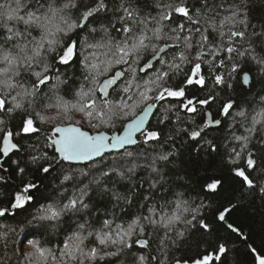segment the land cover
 I'll return each instance as SVG.
<instances>
[{
  "label": "snow or ice",
  "instance_id": "1",
  "mask_svg": "<svg viewBox=\"0 0 264 264\" xmlns=\"http://www.w3.org/2000/svg\"><path fill=\"white\" fill-rule=\"evenodd\" d=\"M85 49L83 79L68 89L61 66L72 67ZM254 82L261 87L250 102L233 98L237 86L251 91ZM189 87L208 93L188 98ZM202 110L195 127L181 115ZM213 130L220 135L209 138ZM185 150L194 164L207 158L213 167L220 158L210 182L196 181L203 193L223 187L226 169L243 192L264 199V19H252L249 0L0 2V169L8 172L3 158L15 155L20 180L0 217L35 206L37 180L66 164L59 185L73 194L21 223L43 235L75 218L63 241L31 239L27 251L15 227L0 225V264H223L226 244L202 238L212 231L209 205L175 190L190 180L175 170ZM234 207L218 210L216 220ZM193 244L191 255L173 256ZM249 248L254 264H264Z\"/></svg>",
  "mask_w": 264,
  "mask_h": 264
},
{
  "label": "trees",
  "instance_id": "2",
  "mask_svg": "<svg viewBox=\"0 0 264 264\" xmlns=\"http://www.w3.org/2000/svg\"><path fill=\"white\" fill-rule=\"evenodd\" d=\"M0 2H2V0H0ZM90 2L91 0H83V3ZM249 5L250 15L254 21L264 19V0H249ZM72 38L75 39L76 35L73 34ZM89 51L90 50L87 49L83 50L78 55L72 67L65 70V68L61 66V72L65 73L69 80V84L67 85L68 89H71L73 84L78 85L82 81L83 70L79 61L83 56L88 55ZM97 55L100 59H103L102 50H98ZM143 63L144 61L141 62L140 66H142ZM138 75L147 79V75L144 73H138ZM210 87L211 85L209 84V88ZM260 87L261 85L255 82L251 91L242 89L241 86H237L233 98L237 99L240 103L250 102L253 95L260 90ZM207 93V89L200 90L196 87H189L186 91L188 98L196 97L198 99L204 98ZM223 98H226V96ZM163 103L167 106L169 101ZM170 103L177 104L178 101L172 100ZM211 111L215 114L217 112V105H212ZM202 112L203 110L200 114L194 115L190 113H181V115L185 118L191 117L195 121V124L191 125V127H195V125L202 123ZM152 122L155 124L154 117L152 118ZM42 127L48 126L44 125ZM83 127L88 131L94 132V130L89 128L86 123H83ZM103 130L107 131L106 129ZM239 131L243 130L241 129ZM218 135H220V133L213 130L209 133V138L217 137ZM35 139L36 138L34 137L31 142L35 143ZM19 142L22 144L27 143L24 140H20ZM48 153L50 156L54 155L52 149H48ZM15 158V155L3 158V167L7 168L9 171L4 172L0 169V175L7 177L6 182H0V208L9 207L11 193L16 190L17 185L20 183L19 178L15 175L14 166L12 165V159ZM181 162L186 164L187 167H181ZM220 163V158L217 157L216 165L213 167H219ZM72 167L77 169L83 168L84 171H87V168L84 165H72ZM213 167L208 166L207 158H202V162H197L195 164L192 163L188 151L185 150L183 155L178 158L175 170L180 174H183L186 171L190 176V180L183 181V183L187 185L185 188L175 189V185H173V188L175 190L185 191L187 197L196 200V202H199L200 199H204L205 203L209 205L204 214L211 225L212 231L210 235H204L202 238L207 241L209 245H215L221 242L226 244L228 252L223 258V264H254V255L251 252L249 245L255 248L258 254L264 255V199L261 198L258 192L255 195H249L246 192H243L240 188L238 179L228 175L226 169L223 177V187L216 193H203L197 186L196 181L199 180L201 184L206 181L210 182L214 175ZM67 168L68 165L66 164L55 166L54 171L51 172V174L37 180L40 187L38 190L33 191V195L38 201L35 206L29 205L25 209L15 210L16 214L14 217L11 215L0 217V225H8L17 229V235L15 238L22 244V246L31 239L39 240L45 246L55 245L57 242L63 241L66 235L70 234V231H67V229L75 231V218L72 217H68L60 222L59 229L55 232L50 231L43 235H29V233L33 232V229L26 224L21 223L26 221V219L29 218L41 204L59 201L62 195L71 196L73 194V188L71 185L67 186L66 192L65 188L59 185L58 177L60 173L66 171ZM193 168H195V174H193ZM26 179H32V176L29 175ZM86 182L87 181H85V183ZM197 193H199V196H197ZM169 198L171 197L169 196ZM233 204L235 207L226 216L225 222L216 220L215 217L216 214H218V210H223ZM132 211H136V209L133 208ZM123 219L127 220V217H123ZM93 223L95 224V220H93ZM229 223L239 229L240 234L229 230L227 228V224ZM21 228L23 229L22 231ZM60 229H66V231L62 232ZM25 237H27V239ZM200 238L201 233L197 232L196 235L193 236V242ZM88 243H91V240ZM193 247L194 244L192 247H189L188 245L182 246L180 250L174 251L173 256L180 257L185 254L191 255Z\"/></svg>",
  "mask_w": 264,
  "mask_h": 264
},
{
  "label": "rangeland",
  "instance_id": "3",
  "mask_svg": "<svg viewBox=\"0 0 264 264\" xmlns=\"http://www.w3.org/2000/svg\"><path fill=\"white\" fill-rule=\"evenodd\" d=\"M77 118L79 119V115H77ZM84 123H86L87 124V122L86 121H84ZM101 130H103V129H101ZM23 248H24V250L25 251H27L28 250V241L23 245Z\"/></svg>",
  "mask_w": 264,
  "mask_h": 264
},
{
  "label": "water",
  "instance_id": "4",
  "mask_svg": "<svg viewBox=\"0 0 264 264\" xmlns=\"http://www.w3.org/2000/svg\"><path fill=\"white\" fill-rule=\"evenodd\" d=\"M84 130L88 131L87 129H84ZM103 131H105V130H103ZM89 132L94 134V132H91V131H89ZM109 134H111V133H109Z\"/></svg>",
  "mask_w": 264,
  "mask_h": 264
}]
</instances>
